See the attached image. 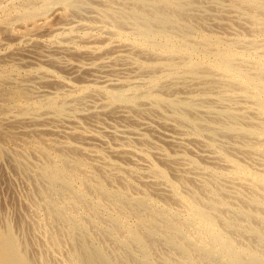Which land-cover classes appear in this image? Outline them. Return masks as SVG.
Masks as SVG:
<instances>
[{
    "label": "bare ground",
    "instance_id": "6f19581e",
    "mask_svg": "<svg viewBox=\"0 0 264 264\" xmlns=\"http://www.w3.org/2000/svg\"><path fill=\"white\" fill-rule=\"evenodd\" d=\"M59 1H58V4H59ZM84 1H86V0H84ZM96 1L99 2V0H96ZM137 1H136V3H138ZM144 1H147V0H144ZM164 1L165 0H159L158 2L160 4H163L162 2H164ZM166 1H165V3H166ZM173 1H175V0H172V2ZM177 1H179V0H177ZM192 1L195 2V0H192ZM218 1H220V0H218ZM218 1L216 3L220 5L221 3H218ZM231 1H234L236 3V4L232 3L234 5V7L236 5V9L238 6L239 7L241 6L243 8L242 9L240 7L241 13L243 12L242 10L246 9L245 11H247V12L245 13V11H244L243 14L245 13V15L248 16L247 18L250 21V23L252 24L251 26H253L255 28L252 29L253 28L252 27L251 30H248L249 27H247V26H250V25L248 24V22H247L248 20H247L246 21L247 26L244 24H242L240 26V24L238 23L239 27L244 26L247 29L243 27L244 30H241L243 28H240V30H239V28H237L236 26L231 27V30L228 28L227 29L229 31H232V28H234V29L236 28L237 30L242 31L241 34L246 33V31L247 32L250 31L252 36L256 35V39L251 40V39L245 38V36L243 37L240 34H238L239 36H237L236 38L234 37L233 39L225 40L224 38L222 39V38L217 37L218 33H216L217 35L215 36L214 32H213V35L207 34V33H209V31L205 30L206 32L203 33V32H201V29L199 31H197L198 30L197 28H196L197 30H193V28L192 29L189 28L186 30L188 32L185 31V32H183V34L177 33L179 36L178 37L177 34L175 33V30L178 27V26L176 27V25H178L179 23L176 24V20L179 16H181L182 13L179 15L178 11L177 12L175 11L176 9L174 8V6H175L174 3L167 1L169 3L170 7L168 6V3L166 5L163 4L166 6V10H161L162 8H160V10L157 13L154 12L153 9H151L154 13H156V16L154 15V18H150L148 20V22L146 23V25L144 24V26H146V27H144V26L142 27V26L138 25V27H136V30H134L135 33L131 32L132 34H128L126 31L127 35L124 37L126 39V41L128 40L127 42H130L129 44L131 45V47L137 48L138 51H140L139 53L143 52L142 57H144L145 52L148 54H154V55H156L157 53H160L159 56L161 58L159 59L158 58L159 56H158L157 57L158 60H166V62L154 63L156 61L155 59H154V61L151 62V59L154 55L152 57H151V55H149V56L147 55L148 58H146V59H149L151 63L150 62L147 64L141 63L142 65L138 64V66L140 65L141 69L146 67L145 70L148 71L149 78L147 77L146 80H148V79L149 80L145 82L147 91H145V92L139 91L140 88H134V89H120L119 88L117 90L118 92L113 91L114 93H116L115 95H113L114 93L112 94V96H115V100L117 99V100H120L121 102L122 101H131L134 99V97L136 95L138 96V94H139L141 96L140 98H142L144 100V102H145V100L148 99L150 101L158 103L159 105H161L162 103H165V105L167 104V106L172 108V110L174 112L179 111V109H181V108H182L181 110L185 109L183 111H185L186 113H182L181 111H180L181 113L177 112L178 114H181L180 118L178 117V115L176 113L175 114L179 118V121L181 120V122H186V123L190 124V126H191L190 128H192L194 130V131L192 130L193 131L192 135L194 137H196V139L193 138V140H196V142H198L199 140L197 141V138L200 137V135H202L203 133H205V131H208L211 135L210 137H212L211 142H209L208 144L205 143L203 140L202 143H204V145L207 144V146H206L205 150L200 149L201 150L200 155L202 157L198 156V157H200V159H197V160H202L204 158L205 162L202 163L201 161H198L199 163H197L196 161H194L196 158L194 160H191V159H188L185 155L180 154L181 152H179V151L180 150L182 151L183 147H184L183 151H186L185 150L186 145L184 146L185 141L186 140L188 141L190 139V136L192 137V135H190V134L186 135L185 134L186 132L184 133L185 135H181L180 138L175 137L173 135L166 134V133L164 135L165 139H167L169 142H173L176 144V145L174 144V146L172 145L174 148H175V146L177 147L179 144L183 145V147L181 149H179V151L176 150L179 153L175 152V155H174L175 149L174 150L172 149L171 155L169 154L171 152H169V151L166 152L167 150L170 149L169 147L171 144L168 145L169 147L167 148L166 151L164 150L166 148V146H165V148L163 147V149L160 148L159 146L158 147L154 146V145H153L154 147L151 146V144L149 143L150 141H148V139L146 138L147 136H146L145 132H144V137L146 136L145 137L146 139L143 138L140 140V136L143 135L141 132V129L145 126H146V128H149V124L145 121L141 122L139 124L141 128L137 129L138 131L137 130H135V131L133 130L131 132L129 131L130 133L127 131L129 133V135L131 133L134 134L136 132L135 135H137L139 137V140H140V141H138V142H140L139 145L143 146L142 149H140V151L134 149L135 147L132 146V144L134 143L133 140H129L130 142L126 140L127 138H129V136L127 138H125V136H124V134H127L125 131L126 128H125V130H119L118 129L119 131L112 133V134H114L115 138L118 140V142L116 143L117 145L115 144L116 148L111 149L112 152L114 154H123L127 159L131 160V161L127 160L128 161L127 163L132 162L134 165L133 167H130L128 165H127L128 167H123L124 165L122 166V165L116 164L114 162L106 161L102 156H100L98 154V152H96L97 150H95V149H94L95 151L94 150L91 151V149L86 150V154L89 157H92V158H88V160L89 159H96V160L98 159V161L100 162V165L99 164L98 165L100 166L101 169L99 170V172H97V171H94V169L96 167L98 169V166L95 165V163H96V162H94L95 160L93 161L94 162L93 165H95V168H94V166H92V163L89 162L92 166V167H90L86 163L84 156L80 157V158L76 157L77 158L76 160H74L75 157L70 156L71 158L73 157L72 160H74V161H68L67 159L63 160V158L60 157L61 153L59 151L58 152L60 154L57 152L60 155L59 156L55 152V150H58V149H54L53 147L49 146L50 148H48V147L45 148V147H42V145L40 143H37V144L34 143L31 145H27V147L25 146L27 148L28 152H29V150L33 151L38 156V158L36 156L37 160H44V162L42 163L41 166L39 165L40 161L37 164L34 163V165L35 164L37 165V168L40 167V168H38V170L35 171L33 169L36 167L32 168V166H30L32 163H29V165L24 164L22 160L20 161V159H18V161H19L18 166L19 167L17 166V168L21 172V174H25V171H23L24 169L26 171L31 170L33 172V173H31V174H33L32 176L29 175L30 177H34L33 180H32V178H29V176H28V178L31 179V182L33 183L35 188L38 189V191H37L38 195L37 196H39V197H37V196L36 197L38 200L39 199L41 200V202H38V200H37L36 203H33L32 198L34 199L35 197H32V198L30 197L32 202L30 201V198L27 197L30 204L25 205L27 207L23 206V208H25V209L27 208V210H28V212H27L28 221L26 223L30 222V225L32 228V229L31 228L30 229L33 231V234L35 235L34 237H36L38 235L39 236L42 235V238H44V242L47 245V248H49V251H52L51 255L56 254V252H58L61 249L63 236L67 237L72 242H74L73 250H72V247L69 248V249H71L70 253L67 255L66 258L64 257L65 259H63L62 261L60 260V264H212L214 262H216L215 264H264V21H261V19H260L262 16H260V18H259V16H256L251 12L252 9L256 8L262 14H264V0H231ZM47 2L49 3V1H47ZM61 2L63 4H67V3L69 4L70 1L62 0ZM72 2H74V1H72ZM77 2H78V0H77ZM108 2H110V3L112 2V4H113V1L109 0ZM108 2L106 3L107 6H108ZM129 2H130V0H129ZM132 2L133 1H131V3ZM152 2H153V0H152ZM188 2L189 1H187V3ZM53 3H55V2H53ZM75 3H76V1H75ZM99 3H101V2H99ZM102 3L100 4L101 6H103ZM121 3L123 4V2H121ZM139 3H141V2H139ZM145 3H148V2H145ZM150 3L151 2H149V4ZM85 4L87 5V3H85ZM112 4H111V6L113 8L114 5H112ZM122 4H119V6L121 5V7H122ZM149 4H147V5H149ZM151 4H153V3H151ZM76 5H78V3ZM80 5H82V4H80ZM115 5H116V3H115ZM184 5H188V4L185 3ZM184 5H182V6H184ZM224 5H225V3H224ZM140 6H141V4H140ZM178 6L179 5H177V9H178ZM109 7H108V9H109ZM127 7H128V4H127ZM137 7H139V6H137ZM144 7L146 8V6H144ZM78 8H80V7L77 6V10H78ZM125 8H124V10H125ZM148 8L150 9V7H148ZM179 8H181V7H179ZM134 9H135V7H134ZM134 9H133V11H135ZM67 10H69V9H67ZM112 10H116V9H112ZM117 10L119 11V9H117ZM121 10L119 12L116 11L115 13L116 14L121 13ZM127 10H129V9L127 8ZM138 10L141 11L140 8H138ZM104 11H106V10H102V12H104ZM133 11L131 10L130 14ZM140 11L138 12L139 13L138 15L136 14L137 12L135 13V15L141 17L145 14L144 13V14L140 15L141 14ZM146 11H147V8H146ZM127 12L129 14V11H127ZM148 12H150V11H148ZM226 12H225V14H226ZM176 13H178V14H176ZM238 13H236L235 16H238L239 15ZM104 14H106V13L104 12ZM107 14H110V10ZM116 14H114V15L117 16ZM123 14H125V13H123ZM123 14H121V15L123 16ZM132 14L134 15V13H132ZM146 14L152 15L150 17H153V14H151V13L150 14L146 13ZM146 14H145V16H147ZM27 15H29V14H27ZM183 15H184V13H183ZM108 16L110 17L111 15H108ZM241 16L243 17V15H241ZM131 18L132 17L130 15H129V17H123L122 19H124V20H120V21H122L121 23L119 22L120 25L121 26L124 25L123 28H125V25L128 23V21L129 22L131 21ZM133 18H134V16H133ZM146 18L147 17H145L144 19H146ZM206 18H208V17H206ZM111 19L113 21V18H111ZM183 19H184V17H183ZM237 19H239V18L234 19V21H237ZM27 20L25 19V22ZM108 20L110 21V19H108ZM108 20H106V21L108 22ZM117 20H118V18H117ZM136 20H138V19H136ZM143 20L141 19V22ZM192 20H193V18H192ZM196 20L201 21L202 19L198 18ZM210 20H211V18H210ZM228 20H230V19H228ZM240 20H241V17H240ZM240 20H238V21H240ZM96 21L98 22V20H96ZM146 21H147V19L145 20V22ZM186 21L187 20H185V22ZM194 21H195V18H194ZM223 21H225V20H223ZM230 21L234 22L232 17H231ZM102 22H103V20H102ZM102 22H101V25L103 24ZM105 22H104V24H105ZM181 22H184V20ZM205 22L206 21H204L202 23L203 26H204ZM232 22H230V23L233 24V26L237 25V24H234L235 22L234 23H232ZM242 22H245V21H243V19H242ZM134 23L135 22H132V27H133ZM138 23H139V20H138ZM186 23L190 24V22H186ZM107 24H109V23H107ZM202 24H200V25L202 26ZM113 25H115V24H113ZM151 25H156V27H158V28L157 29L152 28ZM198 25H199V22H198ZM223 25L224 24H222V26ZM165 26H169V27L163 28ZM185 26L187 27V25H185ZM190 26H192V25H190ZM222 26H221V28L227 27V26H223V27ZM117 27H119V26H117ZM128 27H129V25H128ZM132 27H130V28H132ZM200 28H202V27H200ZM57 31H58V29H57ZM121 31H123V30L121 29L120 32L118 31L119 34H125V33H122ZM225 31L226 30H224V31L222 30V32H225ZM233 32H234V30H233ZM250 32H249V34H250ZM225 33H227V32H225ZM238 33H240V32H238ZM219 34H222V33H219ZM225 35H227V34H225ZM251 35H250V38H251ZM248 37H249V35H248ZM125 39H124V41H125ZM129 44H127V45H129ZM125 47H126V45H125ZM127 52H128V50H127ZM121 58H123V57L121 56ZM137 58H140V57H137ZM129 59H130V57H129ZM143 61H145V60H143ZM148 61H145L144 63H146ZM141 62H142V60H141ZM121 70H123V69H121ZM119 72H117V73H119ZM141 72H138V73H141ZM121 73H122V71H121ZM144 74H146V73H144ZM201 75H202V77H201L202 79L201 78H198V79L202 80V81L199 80L200 82H202V84H203V78L204 79L206 78L205 80L212 79L214 82L216 80L218 83L217 82H215V83L219 87H220L221 83H223V87L222 86L220 87V88H222V90L221 89H216V90L212 89L213 93L211 92L212 91L211 89H210L211 91L210 90L209 91L212 93V95H214L215 92H216V94H218L217 90H218V92L220 91V95L219 96L216 95V97L218 96V99H217L218 102L222 101V104L224 105V106L222 105L224 110L221 111L219 114H221L222 117H224L225 115H226V117L227 116L229 117L227 120V124H224L223 122H221L223 120L222 118H221L222 119L221 121H220V118H219V120L215 121L213 117H215V116L218 117V115H215V114H213V115H215L213 117L208 116V118L209 117L213 118L212 124H210L211 122H208L210 118L208 119V121L203 120L204 118L207 119L205 117V115H204V118L202 117L203 115L201 116L203 118L202 120L205 122V125H204V123L201 124L202 122L199 121V119H196V114L191 113L193 110H190V109H191V107H192V109H194L193 108L194 106H192V105H194L199 100V97L195 96V94H194L195 92H193L195 89H193V91L188 89L189 83H186V88L190 92L192 91L191 94L193 93L194 96L192 98H189L188 102H174V101L168 102L167 99L164 98L165 94L167 95V93H165V94H163V93H164V91L168 90V89L164 90V87L171 86L172 84H175V80L177 79V77L182 76V78H183V76H184V77H186V79H188V82H189L190 79H193V80L195 79L192 77L201 76ZM132 77L134 78L135 76H132ZM138 77H140V76H138ZM138 77L136 79H133V81L131 79V81L133 82L132 83L133 85L135 84L136 86L140 87V86H142V84H144V82H142V81H145V79L142 78L143 80L141 81V78L139 79ZM106 78L107 77L101 78L102 80L104 79L105 82L104 81L103 82L105 84H106V82H109V80L111 82V78H109V79H106ZM183 79H181V81L185 85V82L187 80L184 82ZM212 80H210L209 82H211ZM219 81H221V82H219ZM177 82H178V80H177ZM209 82L206 81L205 84L210 85L211 83H209ZM124 83H126V82H124ZM193 83L196 84V81ZM130 84H129V86H130ZM132 84H131V86H132ZM124 85H122L121 87L124 88L123 87ZM199 85H200V87H202L201 83ZM126 86L128 87V84ZM212 86H214V85H212ZM168 88L171 90L170 87H168ZM115 89H117V87ZM197 89L198 90H195L196 92L197 91H198V93H199V91L203 92L202 91L203 89L199 90V86L197 87ZM205 89H207V88H205ZM205 89H204V92H205ZM160 90H163V91H161L163 96H162V94H160L161 93V92H159ZM188 90H186V91L188 92ZM172 91H175V90H172ZM180 92H181V90H180ZM187 92L185 94L189 95V93H187ZM201 92L199 94H201ZM97 93H99V92H97ZM169 93H170V91H169ZM206 94H209V92L207 91ZM170 95H171V97H173L174 93H170ZM212 95H210V96H212ZM23 96H24V94H23ZM205 96H207V95H205ZM210 96L206 97V98H210V100H211V98H213V96L212 97H210ZM182 97H185V96H182ZM200 98H202L201 95H200ZM3 99H5V98H3ZM177 99H179V98H177ZM181 99L182 98H180L179 100H181ZM115 100H113V101L115 102ZM117 100H116V102H117ZM210 100L204 99V103H207V105H209L208 103L210 102ZM225 100H227L228 102H231V103H228V102L223 103V101H225ZM237 100L240 102V104L238 103ZM212 101H214V99H212ZM234 101H237V103L239 105L238 107L241 106L239 109V112H237V110L235 112V109L233 108V106H235ZM134 102L137 103V102H141V101H134ZM144 102H142V103H144ZM214 102L212 103V106H213ZM139 104L142 106L141 103H137L136 106ZM156 106H155V108H156ZM133 108H136V107H133ZM139 108H137V109L139 110ZM159 108H160V106H159ZM198 108H201V110H202V107L198 106ZM241 108H242V110H241ZM211 109H212V107L210 108V110ZM163 111H164V109H163ZM212 111H215V109ZM127 112H128V110H127ZM143 112H144V110H143ZM145 112H148V111L145 110ZM200 113H203V112L201 111ZM140 114H141V112H140ZM172 114H174V113H172ZM198 114L199 113H197V115ZM142 115L144 116L145 113L144 114L142 113ZM152 116H154V115H152ZM221 116H219V117H221ZM177 117H175L176 119L173 118L176 120V122L178 120ZM142 120H143V118H142ZM161 122H163V120ZM186 123H183V125ZM167 124H169V123H167ZM188 124H186V125H188ZM183 125H182V128H184L186 126V125L185 126H183ZM177 127H178V125H177ZM173 129H174V127H173ZM180 129H181V127H180ZM180 129H178L179 132L185 131L182 129H181L182 131H180ZM188 131H190V130H188ZM65 134L66 133H64V135ZM150 135H152V134H150ZM11 136H13V135H11ZM217 136H219L220 138H223V137L227 138L228 142L230 139V141L232 140L233 143L235 141V143L242 144V146L240 148L243 149V151H241V152H244L245 155H248V157H250V159H248V160L251 163L248 164L246 162V164H244V165H247V164L248 165L244 166L238 159L236 160V157H235V159L233 158V156L235 154L232 155V157H231L226 151L221 150L216 145V143H214V138H217ZM221 136H223V137H221ZM202 137H204V136H202ZM202 137H201V139H202ZM132 138H133V135H132ZM149 138H151V137H149ZM134 139H136V137H134ZM157 139H160V138H157ZM99 140H101V139H99ZM137 140L138 139H136V141ZM149 140H151V139H149ZM131 141H132V143H131ZM40 142H42V141H40ZM102 142H104V141H102ZM114 142H115V140H114ZM153 142H151V143H153ZM196 142H193V143H196ZM200 142L201 141H199V143ZM232 142H230V143H232ZM148 143L150 144V148H148V146H149ZM14 144H15V142H14ZM227 144L228 143L226 142V147H229L228 146L229 144L228 145ZM232 144L230 146L234 147V145H232ZM108 145H109V143H108ZM189 145H190V143H189ZM204 145L202 147H204ZM235 145H238V144H235ZM172 146H171V148H172ZM233 147H232V149L235 148V147L234 148ZM10 148H11L10 150H12V147H10ZM57 148H59V147H57ZM71 148L72 149L74 148V150L78 149L76 147H71ZM151 148H152V150H151ZM81 149H82V147H81ZM59 150H60V148H59ZM70 151H71V149H70ZM152 151L154 153H156V155L160 156V158H158V159L163 160L164 166H160L158 164V162L153 160L152 155L154 153ZM61 152L63 153L62 150H61ZM72 152H74V151L72 150ZM151 153H153V154H151ZM187 153H189V152H187ZM18 154L19 153H17V155ZM64 154H66V153L64 152ZM81 154H82V152H81ZM238 154H239V152H238ZM155 156H154V158H156ZM105 158H107V157L105 156ZM136 158L140 159V160H137ZM238 158H241V157H238ZM123 160H124V158H123ZM124 161H126V160H124ZM26 162H27V160H26ZM202 164H204V166H202ZM215 164H218L222 167H217V166H215ZM130 165H132V164H130ZM249 165L252 167L249 168ZM171 169L175 170V172H176V174H175L176 176L173 179L171 178V176L169 174ZM125 173H127L129 176L125 175ZM15 176H17V175H15ZM135 177L140 179V182L143 185V186L141 184L139 185L142 187V189L141 188L138 189L139 194L137 196H136L137 193L133 194V192H132V189L136 188V187H134L135 184L133 183V180ZM220 180H222L224 183L222 188H224V185L226 186V184L228 186L229 182L232 183L229 186H230V188L231 187L233 188L234 195H236V197H233V198H238L237 194L239 193L241 188L244 189V191H246L245 189L249 190L248 191L249 193L253 192L254 195L251 196L252 193H251V195L248 194L250 196V198L249 197L245 198L246 199L245 200L244 196H243L244 194L241 195L243 190L240 192V195L243 197V199H241V200H243V202H245L244 204H246L243 206V204H242L243 202L242 203L240 202L242 205L241 206L242 208L240 210L239 207L236 206V204L238 205V200H235V199L232 200L231 199L232 201L235 200L237 202V203H235V206L238 208L234 207L233 202L230 203L228 200L231 198L230 196H233L232 194L230 195V193H233V192H231L232 190L231 191L228 190L229 195H227V193H226L227 190H225V193L228 197L226 196L227 198H223L225 195H222L221 191L223 189H221L219 187L222 185V184L221 185L219 184V182H222ZM224 180H226V181L228 180V182L225 183ZM33 181L35 182V184ZM43 182L46 184V186L40 187L39 185L40 184L42 185ZM79 183H81V185H83V186H84V184H86V186L88 185L90 192H94V193L97 192L98 196H99V193L106 194V196H108L112 200V205H110V206L107 205V206H109L108 207L109 209L107 208V206L104 205V203H103L104 200H102L103 198L92 199L89 196V193H90V192H88L89 190H86V189H88L87 187L84 186L86 189H81V187L79 189H76L75 186H76V184H79ZM106 183H110L113 186H116V185L120 186V188H117L118 190L113 191V193H109V192H107L109 190L106 191V189H107ZM33 185L31 188L34 187ZM107 187L109 188L110 186H107ZM31 188H30V190H31ZM35 188L33 191L36 190ZM149 189H152V192H149V191H151ZM227 189H229V188H227ZM111 190H112V188H111ZM133 190H135V189H133ZM130 191L132 192V194L135 197H133L130 194ZM136 191H137V189H136ZM32 192H31V194H32ZM106 196H104V197H106ZM241 196H240V198H241ZM245 197H247V195ZM35 200H36V198H35ZM19 204H21V203H19ZM83 204L84 205L86 204V206L88 207L87 210H89V212H86V214L89 213V216L86 217V219H87L86 221H82L84 213H85L84 211H86V208L84 207ZM245 207H246V210H243V208L245 209ZM84 208H85V210H84ZM25 214H26V212H25ZM227 214L229 216L226 218ZM129 216L130 217L133 216L137 219V222H138L137 226L134 225L135 227H132L128 224L127 218ZM224 216H225V218H224ZM236 216H240L242 218V220L240 221ZM2 219H3V217H2ZM104 219H105V221L109 222V225L107 228L104 225L105 224ZM53 221L60 223V225L62 224L64 226V229H62V230L59 229V233L57 232L56 234H52L53 233L52 230H51V233H49L47 226L49 225L48 223L53 222ZM133 224H135V223H133ZM23 227H24V224H23ZM26 227L27 226H25V228ZM55 227L58 229L57 226H55ZM55 227L53 226V229ZM21 228H22V226L20 227V230H21ZM14 230H13L12 224L10 222L6 226L5 225L1 226V224H0V264H49L48 259L46 258V253H45V255L40 254L39 257L35 256L37 258L36 261L29 259L30 257L31 258L33 257L32 255H29V254H31V251L29 254H27V248L24 245L25 241H22L24 243L23 244L20 241L21 238L19 240L18 239L19 237L17 238L15 236L17 234H14V232L17 230H15V231ZM95 230L105 231L106 237H108L109 241H112L114 243V247H115V245H116V247H118V248H116V250L119 249V251L117 250V252H115V251L109 252V250H108L109 248L106 245V242L108 240L105 243L101 242L99 240V242H101V243L98 242V244L95 245L94 243L96 242V237H97ZM25 231H26V229H25ZM19 233H21V232H19ZM98 235H99V233H98ZM23 236H24V233H23ZM25 236H26V234H25ZM30 237H31V235H30ZM241 237H243L244 239L248 238L249 241H251V240H253V241L249 242V244H248V243L244 242V240H242L243 238L241 239ZM28 239H30V238H28ZM68 239H67V242L69 241ZM76 240H78V242ZM27 242L29 244V241H27ZM30 242H32V241H30ZM253 242H254V244L256 243L257 246L250 244ZM63 243H65V242H63ZM32 244H33V242H32ZM68 244L71 245L70 243H68ZM159 244H161V246H164V248L166 250L170 251V254H168V251L166 253L162 254L161 250H164L163 248H161V250H160L161 253H160L159 249H158ZM39 245H41V244H39ZM27 247H30V246L28 245ZM63 247H64V245H63ZM67 247H69V246H67ZM40 248H42V247H40ZM112 249L114 250L113 247H112ZM37 250H38V248H37ZM37 250H36V252H37ZM38 252H40V251H38ZM67 252H68V250H67ZM35 254H33V255H35ZM63 254H65V253H63ZM28 255L30 256L29 258H28ZM48 256H50V255H48ZM50 257L53 258L52 256H50Z\"/></svg>",
    "mask_w": 264,
    "mask_h": 264
},
{
    "label": "rangeland",
    "instance_id": "374dc122",
    "mask_svg": "<svg viewBox=\"0 0 264 264\" xmlns=\"http://www.w3.org/2000/svg\"><path fill=\"white\" fill-rule=\"evenodd\" d=\"M47 1H49V3ZM58 1L57 0H0V131H1L0 132V137H1L0 138V151H1L0 152V224H1V226H4V225L6 226L10 222L12 224L13 230L16 228L15 230H17V231L14 230L15 231L14 234H17V235H15V236L17 238L19 237L18 238L19 240L21 238V240H20L21 242L25 241L24 242L25 244L23 242L22 243L27 248V254H29L31 251V254H29V255H32L33 257L31 258L28 255V258L30 257L29 259L36 261L37 260L36 257H39L40 254L45 255V253H46V258L48 259L49 264H55L56 262H57L56 264H60V260L62 261L63 259H65L67 257V255L70 253L71 249H69V248L72 247V250H73L74 242H72L67 237L63 236L61 249L58 252H56V254L51 255L52 251H49V248H47V245L45 244L44 238H42V235H40V236L38 235V236L34 237L35 235L33 234V231L31 230L32 228H31L30 222H28L29 224L26 223L28 221V216H27L28 210H27V208L26 209L23 208V206L30 204V202L28 200V198H30V197L31 198L35 197L36 200H35V198L34 199L32 198V201H33V203H36L38 200L37 197H39V196H37L38 195L37 194L38 189L35 188V186L31 182V179H29V178H32V180H33L34 177H30L33 175V174H31L33 172L31 170L26 171L24 169L23 171H25V174H21V172L17 168L18 162H19L18 159H20V161L22 160L24 164L29 165V163H32L30 166H32V168L36 167L33 169L35 171L38 170V168H40V167L37 168L36 164L39 163V161H40L41 164L39 163V165L41 166L42 163L44 162V160H37L36 159L37 155L33 151H30L28 149L29 150V152H28L27 148H26L27 145H31L34 143L35 144L40 143L42 145V147H45V148L53 147L54 149H58V150H55V152L57 153L59 151L61 154L59 152L58 153L61 156L58 153L57 154L60 157H62L63 160L67 159L68 161H74L77 158L84 156L86 163L90 167L94 166V168H95V165L98 166V169L96 167L94 169V171L99 172V170L101 169L99 166L100 162L98 161V159L97 160L96 159H89L88 160V158H92V157H89L86 154V150L91 149V151H93L95 149V150H97L96 152H98V154L100 156H102L106 161L114 162V163L120 164L122 166L124 165L123 167H128V166L133 167L134 166L132 162L127 163L128 161H131V160L127 159L123 154H114L112 152L111 149L116 148L115 146L117 145L116 143L118 142V140L115 138L114 134H112L113 132L115 133L119 130H125V128H126L125 131L127 134H124V136H125V138H127L129 136V138H127L126 140L127 141L133 140L134 143L132 144V146L135 147L134 149H136L138 151H140V149H142V147H143V146L139 145L140 142H138V141H140L141 139H143L147 136L146 138L148 139V141H150L149 143L151 144V146H153V145L157 146V147L159 146L162 149H163V147L165 148V146H166V148L164 149L165 151L169 147L168 145L171 144L169 147L171 150L169 149L166 152H168V151L171 152V153H169L171 155L172 149L173 150L175 149V151H174V155H175V152L177 153L179 151V149H181L183 147V145L179 144L177 147L175 146V148H174L173 146L175 143L169 142L167 139H165V137H164L165 133L180 138L181 135H185V134L186 135H188V134L192 135V133L194 131L192 128H190L191 127L190 124H188L186 122H181V120L179 121L181 114H178L177 112L186 113L185 111H183L185 109L181 110L182 109L181 108V109H179V111L174 112L172 110V108L168 107L167 104L165 105V103H162V104L160 103L161 105H159L158 103L150 101L148 99L145 100V102H144V100L142 98H140L141 96L139 94H138L139 97L136 95L135 96L136 98L134 97V99L131 101H122L121 102L120 100L116 99L118 103L115 100V96H112V94L114 92H118L117 90L119 88L120 89L140 88L139 91H142V92L147 91L145 82L149 80V79L146 80L147 77L149 78L148 71L145 70L146 67L141 69L140 65H142L141 63H143V64L149 63L150 60L146 59V58H148L149 55H151V57H152L154 54H148L145 52L144 57H142L143 52L139 53L140 51H138L137 48L131 47V45L129 44L130 42H127L128 40L126 41V39L124 37L127 35V33L128 34H132L131 32L135 33L134 30H136V27H138V25L142 26V27L144 26V24L146 25V23L148 22V20L150 18H154V15L156 16V13L160 10V8H162L161 10H166L165 5L168 3L167 1L172 2V0H167V1L165 0L166 3H165V1L162 2L165 5L160 4L158 2L159 0H153V2H152V0H149V1L148 0L147 1L130 0V2H129V0H126V1L125 0L124 1L123 0L122 1L121 0H110V1H113V4H112V2L111 3L108 2L109 0L108 1L103 0L104 2L102 0H99V2H101V3L103 2L102 3L103 6H101L100 5L101 3H99L96 0H86V1L78 0V2H77V0H68V1H70L69 4L68 3L63 4L61 2L62 0H60L59 4H58ZM72 1H74V2H72ZM75 1H76V3H75ZM131 1H133V2L131 3ZM136 1L138 3H136ZM187 1H189V2L187 3ZM217 1L218 0H195V2L192 0H181V1L175 0V1H173L172 3H174V5H175L174 6V8L176 9L175 11L176 12L178 11L179 15L182 13L181 16H179L176 20V24L179 23L178 25H176V27L178 26L179 28L177 27V29L175 30V33L176 34L177 33L183 34V32H185L187 29L193 28V30L198 29L197 31H199L201 29V32H203V33L206 32L205 30H207V31H209V33H207V34H212V35L214 32L215 36L217 35L216 33H218L217 37L222 38V39L224 38L225 40L233 39L234 37L236 38L237 36H239L238 34H240L243 37L245 36V38H248L251 40L256 39V35L252 36L250 31H249L250 34L247 31H246L247 34L246 33L241 34L242 31H239L240 28L244 27V26L239 27V24H240V26L242 24L247 26L246 23L248 22V24L250 25V26H247V27H249L248 30H251V28L253 27V26H251L252 24L250 23V21L247 18L248 16L245 15V13L247 12V11H245L246 9L242 10L243 12L245 11V13L243 14V12L241 13V11H240V9L242 8L241 6H240L241 8L239 6L237 7V9L239 8L238 10L236 9V5L234 7V5H233L235 3L234 1L220 0V1H218V3H221L220 5L216 3ZM53 2H55V3H53ZM107 2H108V6L106 4ZM121 2H123V4ZM139 2H141V3H139ZM145 2H148V3H145ZM149 2L153 3L154 5L151 3L149 4ZM223 2L225 3V5ZM77 3H78V5H76ZM85 3H87V5ZM115 3H116V5H115ZM185 3L188 5H184ZM80 4H82V5H80ZM111 4L114 5L113 8H112ZM119 4H122V7H121V5L119 6ZM127 4H128V7H127ZM140 4H141V6H140ZM147 4H149V5H147ZM176 4L179 5L178 9H177ZM182 5H184V6H182ZM77 6L80 7V8H78V10H77ZM133 6L135 7V9ZM137 6H139V7H137ZM144 6H146L147 11H146V8ZM168 6L170 7L169 3H168ZM108 7H109V9H108ZM123 7L124 8L126 7L125 10ZM148 7H150V9ZM179 7H181L182 9ZM127 8L129 10H127ZM138 8H140L141 11L138 10ZM67 9H69V10H67ZM96 9L97 10L99 9V10L97 11ZM112 9H116V10H112ZM117 9H119V11L121 10V13H118L119 11ZM133 9L135 11H133ZM151 9H153V11L156 13H154ZM102 10H106V11H104L106 14H104V12H102ZM109 10H110V14H107L109 12ZM131 10L133 11V12H131V14L134 13V15L133 14L132 15L134 16V18L136 17L135 19L130 14ZM116 11H118L117 12L118 14L115 13ZM127 11H129V14ZM139 11L141 12L140 15H142L144 13L145 14L151 13V14H153V17H150L152 15H148V14H146L147 16H145V14H144L143 16L139 17V16H137L139 14L138 13ZM148 11H150V12H148ZM122 12L125 13L126 15L123 14ZM225 12L227 15L225 14ZM235 12L238 13L239 15L237 14L238 16H235L236 15ZM251 12L256 16H259V18H260V16H262L260 19H261V21H264V14H262L258 9H256V8L252 9ZM135 13L137 15H135ZM178 13H176V14H178ZM183 13L185 16L183 15ZM27 14H29V15H27ZM114 14H116L117 16H115ZM121 14H123V16ZM108 15H111V16L109 17ZM129 15L132 17L131 21L135 22V23L133 24V27H132V22L128 21V23L125 25V28H126L125 29V28H123L124 25L123 26L120 25V23L122 22L120 20H124L122 18L123 17H129ZM241 15H243V17ZM239 16L241 17V20H240ZM145 17H147L146 22H145L146 19H144ZM183 17H184V19H183ZM206 17H208V18H206ZM231 17L233 18V21L236 18H239V19H237V21H234L235 22L234 23V22L230 21ZM111 18H113V21ZM117 18H118V20H117ZM192 18H193V20H192ZM194 18H195V21H194ZM198 18H200L202 20L201 21L196 20ZM210 18H211V20H210ZM25 19L26 20L28 19V20L25 22ZM108 19H110V21ZM136 19L139 20V23H138V20H136ZM141 19L142 20L144 19V20L141 22ZM182 19L184 20V22H181V21H183ZM222 19L225 21H223ZM228 19H230V20H228ZM242 19L245 22H242ZM96 20H98V22ZM102 20H103V22H102ZM106 20H108V22ZM178 20L179 21L181 20V21L179 22ZM185 20H187L186 22H190V24L186 23ZM238 20H240V21H238ZM105 21L109 24H107ZM204 21H206L205 22L206 25L204 24V26H203L202 23ZM229 21L234 23V24H237L238 26L237 25L233 26V24H231ZM101 22L103 23L102 24L103 26L101 25ZM104 22H105V24H104ZM198 22H199V25H198ZM113 24H115V25H113ZM184 24L187 25V27ZM200 24H202V26ZM222 24H224L223 26H227V27L221 28ZM128 25H129V27H128ZM190 25H192V26H190ZM117 26H119V27H117ZM151 26H152V28H155V29L158 28V27H156V25H151ZM235 26L237 28H239V30H237L236 28L235 29L232 28V31L228 30V29L231 30V27H235ZM130 27H132V28H130ZM144 27H146V26H144ZM167 27H169V26H165L163 28H167ZM200 27H202V28H200ZM244 28H246V27H244ZM244 28L241 30H244ZM254 28L255 27H253L252 29H254ZM57 29H58V31H57ZM121 29L123 30L121 32L125 33V34H119ZM222 30L223 31L226 30L225 32H227V33L222 32ZM233 30H234V32L236 31L237 33L236 32L234 33ZM126 31H127V33H126ZM186 32H188V31H186ZM238 32H240V33H238ZM219 33H222V34H219ZM225 34H227V35H225ZM248 35H249V37H248ZM250 35H251V38H250ZM177 36H178V34H177ZM124 39H125V41H124ZM127 44H129V45H127ZM125 45H126V47H125ZM127 50L131 55L127 52ZM157 54L152 57L151 62L154 61V59L156 60L154 63L166 62V60H158V58L160 59L161 57L159 56L160 53H157ZM121 56L123 58H121ZM129 57H130V59H129ZM137 57H140V58H137ZM136 59L138 61L140 60L139 61L140 63ZM141 60H142V62H141ZM143 60H145V61L149 60V61L144 63L145 61H143ZM138 64H140V65L138 66ZM121 69H123V70H121ZM121 71H122V73H121ZM117 72H119V73H117ZM138 72H141V73H138ZM144 73H146V74H144ZM137 75L140 77H138ZM132 76H135V77L133 78ZM105 77H107L106 79L111 78V82L109 80V82H106V84H105L104 79L103 80L101 79V78H105ZM137 77L139 79L141 78V81L143 80L142 78L145 79V81H142V82H144V84H142V86H140V87L136 86L135 84L134 85L132 84L133 79H136ZM201 77H202V75L192 77V78H195L196 80L190 79L191 81L189 80V82H188V79H186V77H184V76H183L184 79L182 78V76L177 77V79L175 80V84H172L171 86L164 87V90L168 89V90L164 91V93H163V94L167 93V95H168L167 96L165 94L164 98L167 99L168 102L169 101L188 102L189 98H192L195 94V96L199 97V100L194 105H192V106H194L193 107L194 109H192V107L190 109V110H193L194 112L193 111L191 112L190 110L189 111L193 114H196V119H199V121L202 122V123L200 122L201 124L204 123V125H205V122L203 120L208 121V119L210 117H213L215 115H218V117L217 116L213 117L215 121L219 120V118H220V121L222 119L224 120V121L222 120L221 122H223L224 124H227V120L229 117L228 116L226 117V115L224 117H222L221 114H219L221 111L224 110V108H223L224 105L222 104V101L221 102L217 101L218 96L220 95V91L218 92V90H217L218 94H216V92L214 91L215 93H214V95H212V93H213L212 89H215V90L221 89L222 90V88H220V87L221 86L223 87V83H221V85L219 87L215 83V82H217L216 80L214 82L212 79L205 80L206 78L205 79L203 78V84H204L203 85L202 82H200V81H202ZM198 78H201V79H198ZM131 79H132V81H131ZM181 79H183L184 82L187 80L185 82V85L181 81ZM177 80H178V82H177ZM210 80H212V81L209 82ZM195 81H196V84L193 83ZM206 81H208L211 84L206 85L205 84ZM124 82H126V83H124ZM219 82H221V81H219ZM130 83L132 84V86ZM186 83H189L188 84L189 90H192V91H193V89L198 90L197 87L199 86V90L203 89L202 90L203 92L199 91V93L201 92V94H199L198 91L196 92L194 90L193 92H195V93L191 94L192 91L190 92L186 88ZM198 83L199 84L201 83L202 87H200V85ZM121 84L122 85L125 84L123 86L124 88L121 87L122 86ZM127 84H128V87L126 86ZM129 84H130V86H129ZM212 85H214V86H212ZM116 87H117V89H115ZM168 87H170L171 90ZM205 88H207V89H205ZM204 89H205V92L207 93V91H208L209 94H206L204 92ZM172 90H175V91H172ZM180 90H181V92H180ZM186 90H188V92ZM161 91H163V90H160L159 92H161ZM169 91H170V93H174L173 97H171ZM183 91L184 92L186 91L187 93H189V95L185 94L186 92L184 93ZM97 92H99V93H97ZM202 93L203 94L205 93V94L203 95ZM23 94H24V96H23ZM115 94L116 93H114L113 95H115ZM160 94H162V92ZM163 94H162V96H163ZM200 95L202 96V98H200ZM205 95H207V96H205ZM210 95L213 96V98H211V100H210V98H206V97H209ZM216 95H218V96L216 97ZM182 96H185V97H182ZM212 96H210V97H212ZM3 98H5V99H3ZM177 98H179V99L182 98L183 100L182 99L179 100ZM204 99L205 100L209 99L211 103L209 102L208 103L209 105H207V103H204ZM212 99H214L215 102L212 101ZM113 100H115V102ZM134 101H141V102H137V103H141L142 106L140 104H139L140 106L139 105L136 106L137 103H135ZM237 101H234L235 106H233V108L235 109V112H236V110H237V112H239V109L241 107V106L238 107L239 106L238 103L240 104V102L238 101V103H237ZM142 102H144V103H142ZM213 102H214V104L212 106ZM227 102H228L227 100L223 101V103H227ZM228 103H231V102H228ZM158 105L160 106V108ZM155 106H156V108H155ZM198 106L202 107V110H201V108H198ZM133 107H136V108H133ZM211 107H212V109L210 110ZM137 108H139L140 111ZM163 109H164V111H163ZM214 109H215V111H212ZM127 110H128V112H127ZM143 110H144V112H143ZM145 110H147L148 112H145ZM241 110H242V108H241ZM201 111L203 113H200ZM140 112H141V114H140ZM142 113L143 114L145 113V115L143 116ZM172 113H174V114H172ZM175 113L178 115L179 118L177 117V115ZM197 113H199V114L197 115ZM213 114H215V115H213ZM152 115H154V116H152ZM204 115L207 119L204 118ZM208 116H210V117L208 118ZM219 116H221V117H219ZM175 117H177V119H178L177 122L175 120L176 119ZM142 118H143V120H142ZM173 118H175V119H173ZM213 118H210L211 120L209 119L208 122H211L210 124L213 123L212 122ZM162 120H163V122H161ZM144 121L149 124L150 129L146 128V126L141 129V132L143 135L140 136V140H139V137L137 135H135L136 132L134 134L131 133L129 135V133L131 131H133V130L135 131V130L141 128L139 124L141 122H144ZM167 123H169V124H167ZM183 123H186L188 125H186V124L183 125ZM177 125H178V127H177ZM182 125L183 126L186 125V126L184 128H182ZM173 127H174V129H173ZM180 127L182 130H185V131L179 132L178 129H180ZM181 129H180V131H182ZM188 130H190V131H188ZM127 131L128 132L130 131V132L128 133ZM144 132L146 134L145 137H144ZM64 133H66V134L64 135ZM150 134H152V135H150ZM11 135H13V136H11ZM132 135H133V138H132ZM202 136H204V137H202ZM210 136H211L210 133L208 131H205V133H203L202 135H200V137L197 138V141L198 140L201 141L200 143H199V141L196 142V140H193V138L196 139V137H194L193 135H192V137L190 136V139L188 141L186 140L185 144H184V146L186 145V147H185L186 151H183V149H184V147H183L182 151L181 150L179 151V152H181L180 154L185 155L188 159H191V160H194L196 158L194 161H196L197 163H199L198 161H201L202 163L205 162L204 158L202 160H197V159H200V157H202L200 155L201 154L200 151L205 150L207 144L209 142H211L212 137H210ZM134 137H136V139H138V140L136 141V139H134ZM149 137H151V138H149ZM201 137H202V139H201ZM218 137L219 136H217V138H214V143H216V145L221 150L226 151L231 157H232V155L235 154L233 156V158L235 159V157H236V160L238 159L243 165L246 164V162L248 164L251 163L248 160V159H250V157H248V155H245L244 152H241V151H243V149L240 148L242 146V144L235 143V141L233 143L232 140L230 141V139L228 142V139L224 138L223 136H221L223 138H220V137L218 138ZM157 138H160L161 140L157 139ZM99 139H101V140H99ZM149 139H151V140H149ZM114 140H115V142H114ZM203 140L205 143H207L206 145H204V143H202ZM40 141H42L43 143ZM102 141H104V142H102ZM14 142H15V144H14ZM151 142H153V143H151ZM193 142H196V143H193ZM226 142L229 144V145L227 144L229 147H226ZM230 142H232L233 144ZM108 143H109V145H108ZM131 143H132V141H131ZM149 143H148V145H149L148 148H150ZM189 143H190V145H189ZM231 144L234 145L235 148L232 146L234 149H232V147L230 146ZM235 144H238V145H235ZM203 145L205 148L202 147ZM171 146H172V148H171ZM10 147H12V150H10L11 149ZM57 147H59L60 150ZM71 147H76L78 149H75L76 150L75 151L74 148L72 149ZM81 147H82V149H81ZM70 149H71V151H70ZM61 150L63 151V153L61 152ZM72 150L74 152H72ZM151 150H152V148H151ZM176 150H178V151H176ZM64 152L67 155L64 154ZM81 152H82V154H81ZM187 152H189V153H187ZM238 152H239V154H238ZM17 153H19V154L17 155ZM153 153H151V154H153ZM155 155H156V153H154L152 155L153 160L158 162V164L160 166H164L163 160L158 159V158H160V156H158V155L155 156ZM70 156L75 157L74 160H72L73 157L71 158ZM105 156L107 158H105ZM154 156L156 158H154ZM198 156H200V157H198ZM238 157H241V158H238ZM37 158H38V156H37ZM123 158L126 161H124ZM26 160H27V162H26ZM137 160H140V159H137ZM93 161L96 162L97 164L95 163V165H93L94 164ZM89 162L92 163V166ZM34 163H36V164L34 165ZM130 164H132V165H130ZM247 165H244V166H247ZM202 166H204V164H202ZM215 166L222 167L218 164H215ZM252 166L249 165V168H251ZM170 172H169V174H170L171 178L172 179L175 178V176H176L175 170L171 169ZM15 175H17V176H15ZM125 175H128V174L125 173ZM28 176H29V178H28ZM220 181H222V180H220ZM224 181H225V183L228 182V180L227 181L224 180ZM133 183L135 184L134 187H136V188H133L135 190L132 189V192H133V194L137 193L136 194V196H137L139 194L138 189L139 188L142 189V187L139 186L140 184L142 185V183L140 182V179H138L137 177L134 178ZM34 184H35V182H34ZM109 184L110 183H106V188H107L106 191L109 190V191H107L109 193H113V191L118 190L117 188H120V186H117V185L113 186V185H111V184L109 185ZM219 184L220 185L222 184L219 187L224 190V191L223 190L221 191L222 195H225L224 197L221 195L223 198H227L228 197L227 195H229L228 190L229 191L232 190L231 192H233V193H230V195L232 194L233 196H230L231 198L228 200L230 203L233 202L234 207L238 206L240 210L242 208L241 203L243 202V200H241V199H243V197L241 195L244 194L243 195L244 199L248 198V197L250 198L249 195H251V193H252L251 196L254 195L253 192L249 193L248 192L249 190L245 189L246 191H244V189L241 188V190L238 193L239 195L237 194L238 198H233V197H236V195H234L233 188L232 187L230 188V186H229L232 183L229 182L228 186H227V184H226V186L224 185V188H222L223 184H224L223 181L219 182ZM32 185L34 186L33 188H31ZM42 185L40 184L39 186L40 187L46 186V184L44 182L42 183ZM76 186H75L76 189H79L80 187H81V189H86L85 187H87L88 189H86V190H89V187H88V185L86 186V184H84L85 187L83 185H81V183L76 184ZM107 186H110V187L108 188ZM30 188H31V190H30ZM34 188L36 189L35 191H33ZM111 188H112V190H111ZM227 188H229V189H227ZM136 189H137V191H136ZM149 190H151L149 192H152V189H149ZM225 190H227V192H226L227 195L225 193ZM241 191H242V193L240 195ZM31 192H32V194H31ZM88 192H90V190ZM132 192L130 191V194L133 197H135L132 194ZM90 193H89V196L92 199L103 198L102 200H104L103 203L105 206L112 205V200L108 196H106V194L99 193V196H100L99 197L97 192H95L96 194L94 192H90ZM246 195H247V197H245ZM104 196H106V197H104ZM240 196H241V198H240ZM31 198H30V201H31ZM231 199L232 200L233 199L238 200V205L236 204V206H235V203H237V202L235 200H234L235 201L234 202ZM38 202H41V200L39 199ZM19 203H21V204H19ZM244 203L245 202L242 203L243 206L246 205ZM109 206H107V208ZM25 207H27V206H25ZM84 207L86 208V211H84L85 213H84L82 221H86L87 220L86 217L89 216V213L86 214V212H89V210H87L88 207L86 206V204L84 205ZM238 207H236V208H238ZM85 208H84V210H85ZM243 210H246V207H245V209L243 208ZM25 212H26V214H25ZM228 216L229 215L227 214L226 218ZM2 217H3V219H2ZM236 217L240 221L242 220V218L240 216H236ZM128 218H127V222L130 226L135 227L134 225H136V226L138 225L137 219L135 217L132 216L129 219ZM224 218H225V216H224ZM105 219H104V223H105L104 225L107 228L109 225V222L105 221ZM53 222L48 223L49 225L47 224L48 225L47 229L49 230V233H51V230H52L53 231L52 234H56L57 232L59 233V229L60 230L64 229V226L62 224L60 225V223H57V222L53 223ZM22 223L24 224V227H23ZM133 223H135V224H133ZM21 226H22V228L20 230ZM25 226H27V227L25 228ZM53 226L54 227L57 226L58 229L56 227L53 229ZM25 229H26V231L27 230L28 231L26 232ZM19 232H21V233H19ZM23 233H24V236H23ZM95 233L97 234V237H96L97 243L95 242L94 243L95 245L98 244L99 240L101 242H104V243L108 240L106 242V245L109 248L108 249L109 252H114V251L117 252V250L119 251V249L116 250V248H118V247H116V245L114 247V243L112 241H109L108 237H106L105 231L95 230ZM98 233H99V235H98ZM25 234H26V236H25ZM30 235H31V237H30ZM28 238H30L31 240ZM242 238L243 237H241V239ZM67 239L69 240L68 242H67ZM246 239L248 240V238H245V239L243 238L242 240H244V242H246L248 244H249V242L253 241V240L247 241ZM27 241H29V244ZM30 241H32L33 244ZM76 241L78 242V240H76ZM63 242H65V243H63ZM101 242H99V243H101ZM68 243H70L71 245H69ZM39 244H41V245H39ZM250 244L257 246L256 243L254 244V242L250 243ZM28 245L30 247H27ZM63 245L65 248L63 247ZM67 246H69V247H67ZM158 246H159V248H158L159 252H160L161 248L164 249V250H161L162 254L166 253L168 251L164 248V246H161V244H159ZM40 247H42L43 249ZM112 247L114 248V250L112 249ZM37 248H38V250H37ZM36 250H37V252H36ZM67 250H68V252H67ZM38 251H40V252L42 251V252L40 253ZM63 253H65V254H63ZM33 254H35V255H33ZM168 254H170V251H168ZM48 255L52 256L53 258H51ZM215 263L216 262H214L212 264H215Z\"/></svg>",
    "mask_w": 264,
    "mask_h": 264
}]
</instances>
